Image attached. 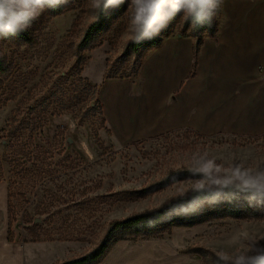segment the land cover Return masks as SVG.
I'll return each instance as SVG.
<instances>
[{
    "label": "rangeland",
    "instance_id": "obj_1",
    "mask_svg": "<svg viewBox=\"0 0 264 264\" xmlns=\"http://www.w3.org/2000/svg\"><path fill=\"white\" fill-rule=\"evenodd\" d=\"M68 7L62 16L44 10L33 21L34 46L0 41V59L10 68L0 78V181L10 186L11 238L49 246L53 264L92 251L114 220L158 209L194 189L250 185L264 171V135L209 138L188 131L130 146L115 141L90 81L98 69L91 59L103 56L108 79L139 82L148 53L125 52L133 40L129 0L113 8L111 28L92 50L81 49L80 41L99 8L93 0H69ZM190 35L177 15L158 37ZM181 167H197L211 179L145 198L129 194ZM254 241L264 248V221L225 218L160 239L120 242L101 264H208L182 251L199 246L231 258Z\"/></svg>",
    "mask_w": 264,
    "mask_h": 264
},
{
    "label": "crops",
    "instance_id": "obj_2",
    "mask_svg": "<svg viewBox=\"0 0 264 264\" xmlns=\"http://www.w3.org/2000/svg\"><path fill=\"white\" fill-rule=\"evenodd\" d=\"M215 38L173 37L148 52L140 79H106L93 57L102 106L113 139L122 146L180 132L256 138L264 135V0H223ZM222 18V20L220 19ZM10 186L0 181V264H53L50 247L11 238ZM57 257V248L53 249Z\"/></svg>",
    "mask_w": 264,
    "mask_h": 264
},
{
    "label": "trees",
    "instance_id": "obj_3",
    "mask_svg": "<svg viewBox=\"0 0 264 264\" xmlns=\"http://www.w3.org/2000/svg\"><path fill=\"white\" fill-rule=\"evenodd\" d=\"M46 10L51 18H55L65 14L69 7L67 3L57 8H48ZM112 12L113 8H108L107 10L98 9L96 18L86 28L85 34L80 41L81 49L92 50L98 43H101V38L111 28ZM184 26L190 28V37L195 40V60H197L204 36L215 38L219 25L214 17L211 26L205 24L198 28H191L190 23L185 21ZM30 30L28 28L26 31L0 39V41L34 46L35 37ZM162 43V38L158 36L141 42L131 40L127 43L125 52L139 53L140 51H145L148 53L162 45ZM9 73L10 68L6 64V60L4 58L0 59V78H5ZM210 179L211 175L208 172L197 167H181L168 172L141 190L132 191L129 194L134 197L145 198L184 181ZM189 202L202 206L198 212L190 215L176 214L173 211L174 206ZM225 218L264 221V198L258 197L254 191L246 188L245 184L241 183H227L221 187L199 189L187 196H177L158 209L134 213L125 219L112 221L108 225L104 237L92 251L62 264H101L120 242L160 239L166 234L172 233L175 229L194 228L213 220ZM182 253L185 255H199L204 263L219 264L216 253L204 247L191 246L182 251Z\"/></svg>",
    "mask_w": 264,
    "mask_h": 264
},
{
    "label": "clouds",
    "instance_id": "obj_4",
    "mask_svg": "<svg viewBox=\"0 0 264 264\" xmlns=\"http://www.w3.org/2000/svg\"><path fill=\"white\" fill-rule=\"evenodd\" d=\"M100 10L119 7L124 0H93ZM68 0H0V39L14 36L31 27L33 21L48 8H57ZM222 0H129V27L135 42L151 40L180 15L191 28L207 24L211 26ZM256 182L245 185L258 197L264 198V171L258 173ZM202 190V189H201ZM198 191V190H192ZM202 205L189 202L174 206L176 214L190 215L198 212ZM178 210V211H177ZM254 241L249 251L226 257L215 255L219 264H264V248H257Z\"/></svg>",
    "mask_w": 264,
    "mask_h": 264
},
{
    "label": "water",
    "instance_id": "obj_5",
    "mask_svg": "<svg viewBox=\"0 0 264 264\" xmlns=\"http://www.w3.org/2000/svg\"><path fill=\"white\" fill-rule=\"evenodd\" d=\"M37 222H40L39 220H37Z\"/></svg>",
    "mask_w": 264,
    "mask_h": 264
}]
</instances>
